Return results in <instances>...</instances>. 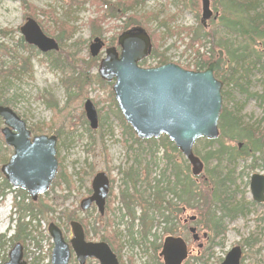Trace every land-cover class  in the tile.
I'll return each instance as SVG.
<instances>
[{"label":"rangeland","instance_id":"obj_1","mask_svg":"<svg viewBox=\"0 0 264 264\" xmlns=\"http://www.w3.org/2000/svg\"><path fill=\"white\" fill-rule=\"evenodd\" d=\"M0 0V70L7 69L20 57H29L31 72L19 74L18 78L10 77L11 83L6 85L8 79H2L0 75V101L8 100L9 106L26 121L28 129L33 134L55 135L56 160H58L57 175L51 186L44 194L39 195L32 201L26 191L14 188L16 199L20 205L28 206L29 211L20 212L11 210L12 196L6 195L0 199V258H6L8 252L15 242H20L24 248L23 258L25 261L32 260L33 256L39 258L38 264H50V253L52 250L51 236L47 232V224L52 222L58 225L63 235L68 239L71 237L70 229L65 219L67 215L79 218L82 223L89 225L90 229L95 227L98 234L89 231V237L98 239L101 234L111 240L112 247L119 251V264H157L161 263L158 253L154 252L153 246L161 242L166 232L162 224H154L151 234L147 240L141 239L138 232L136 220L132 222L125 215L124 205L119 198L120 188L123 186V173L137 170L140 173L141 184L138 190L144 196L149 193L144 184L145 173L150 170L149 179L154 177L171 180L170 169L166 166L163 153L173 157L180 165L188 164L183 154L175 152L170 147L161 145L160 137L155 138V143H135L134 134L129 135L124 131V125L119 118V109L114 101L111 91L112 83L96 80L93 75L97 72L99 60L104 56L102 50L96 56L90 55L88 45L91 42L92 30H90L91 18L101 15V10L93 0ZM115 1V0H108ZM182 1L183 6H181ZM260 1L264 9V0ZM212 3V2H211ZM214 5V6H213ZM200 0L197 7L192 0H144L133 10L142 16V26L153 33L154 45L167 62L180 65L182 68L193 69L195 51L187 47L189 36L184 28L197 27L200 18ZM214 10L223 12V4L220 1L212 3ZM133 12V11H132ZM216 14V13H215ZM26 16H31L39 23L42 31L51 36L59 35V24L64 22L68 28L62 33L58 51H50L48 56L35 50L25 49L17 43L21 35L19 26L24 23ZM98 19V18H97ZM122 19L104 18L100 22L103 33L101 40L105 46L116 44V37L120 33ZM164 22L166 27L160 25ZM216 21L210 22L206 29L215 26ZM215 23V24H214ZM44 29V30H43ZM168 29L177 32L169 33ZM9 46L14 50H5L3 46ZM200 51H207L210 46H198ZM213 54V59L215 58ZM159 57L147 56L142 59L140 65L156 66ZM212 59V60H213ZM79 71L85 72L93 78L89 86L85 87L82 94L78 93L77 86H70L66 78L79 75ZM4 73V72H3ZM1 73V74H3ZM251 91L261 90L262 76L257 71L251 75ZM227 87V93L223 96L222 104L235 106L239 109V117L242 122L264 129V101L260 98H244ZM226 90V89H225ZM89 99L95 105L98 115V123L95 129L89 127L87 117L84 113L83 102ZM3 121L0 119V128ZM140 139V138H139ZM154 139V138H153ZM141 141L144 139H140ZM158 145L159 150L152 152L151 148ZM195 148L202 153V145L195 144ZM9 148L2 139L0 132V167L11 155ZM257 152L253 161L252 157L247 160H238L235 173L241 176L237 179L238 188L236 195H245V200L251 199L248 180L251 174H264V161L260 159ZM147 167V169H146ZM97 171H104L111 179V195L104 214L99 216L96 209L81 212L78 205L79 200L88 196L92 176ZM186 172V171H185ZM188 174L190 171L188 169ZM203 174V173H202ZM197 175V174H195ZM192 176V175H191ZM193 177V176H192ZM204 177L196 176V181ZM3 175L0 174V186ZM24 191V194L19 193ZM136 215L140 210L135 207ZM186 214H196L195 211L187 209ZM23 216V217H21ZM99 216V217H98ZM175 220V233L181 231V223ZM26 223L25 231L18 239L11 241L16 228V223ZM132 225V227H131ZM197 226L201 247H196L191 240L190 233L184 232L182 236L187 240L192 254L184 264H220L230 250V247L241 245L242 255L240 264H264V202L250 206V210L239 217L226 221L224 235L212 238L211 233L202 228L198 222ZM133 232V238L129 236L128 229ZM184 230V229H182ZM206 232L207 238L201 235ZM108 241V240H107ZM157 258V260H156ZM69 264H78L75 256ZM85 264H98L91 259ZM162 264V263H161Z\"/></svg>","mask_w":264,"mask_h":264},{"label":"water","instance_id":"obj_2","mask_svg":"<svg viewBox=\"0 0 264 264\" xmlns=\"http://www.w3.org/2000/svg\"><path fill=\"white\" fill-rule=\"evenodd\" d=\"M209 2L200 0V23L204 26L209 18L217 15L212 12ZM19 32L26 44L33 45L40 52L59 49L58 42L43 32L31 16H26L19 26ZM116 39L118 50L115 46L104 47L105 41L95 36L88 45V51L92 57L104 47L105 54L99 60L97 72L103 81L112 83L115 103L126 124L140 139L166 135L185 156L193 175L201 172L203 164L194 154L193 145L198 138L214 139L219 134L222 82L214 73L222 68V53L219 52V57L200 71L187 70L172 62L145 68L139 62L150 54L152 46L145 27L125 29ZM83 105L89 127L95 129L98 123L95 105L89 99ZM0 117L4 124L0 131L13 152L8 161L1 165L0 173L13 188L25 190L34 201L50 187L57 174L56 136L42 133L30 138L26 121L9 105L0 104ZM108 184L106 173L97 171L91 178L92 193L80 200L81 210H86L94 202L98 212L103 213ZM248 184L252 198L257 203L263 202L264 174H252ZM69 224L72 237L68 242L58 225L52 222L47 224L53 246L50 264H68L71 250L78 264H84L91 257L96 258L99 264H118L116 254L106 242H86L81 224L75 221ZM178 239L166 238L162 254L169 244L168 240L176 242ZM11 248L3 264H27L21 243L15 242ZM182 249H185L184 242ZM241 252L237 245L230 247L220 264H240Z\"/></svg>","mask_w":264,"mask_h":264},{"label":"trees","instance_id":"obj_3","mask_svg":"<svg viewBox=\"0 0 264 264\" xmlns=\"http://www.w3.org/2000/svg\"><path fill=\"white\" fill-rule=\"evenodd\" d=\"M21 1L23 5L30 6L29 4L27 5L26 1ZM143 1L115 0L110 2L108 0H93L100 8L101 15L91 18L89 22L92 35L101 37L103 31L100 29V22L104 18L122 19L120 32L134 26L143 27V17L137 15L133 10L137 5L142 4ZM198 1L192 0V4L197 7ZM218 1L224 5V14L219 16L214 27L210 26L209 29H206L199 22L195 28H184L186 35L189 36L187 47H192L196 55L192 68L198 71L205 69L213 59V54L217 58L218 51L222 50V68L214 73V76L222 82L221 99H223L225 94H228L227 87H230L232 91L240 94L244 100L260 98L261 101H264V9L261 8L258 0H212V3L216 4ZM180 4L183 6L182 1H180ZM160 25L166 27L164 22H161ZM67 28L68 26L61 21L59 24L60 34L55 37L58 42L61 41V35L66 32ZM168 31L169 33H177L170 29ZM0 32L5 33L2 30ZM147 33L149 38H151V44L154 45L153 41L156 40L152 38L153 33L150 30H147ZM17 43L21 44L25 49L35 50L33 45L24 42L22 36L19 37ZM113 43L114 41L110 42L111 46H116ZM194 44L198 46L209 44L210 48L203 52L200 51V47H193ZM3 49L14 50L7 45L3 46ZM151 49L149 56L152 58L159 57L157 65L167 62L162 52L159 53L157 48L154 47H151ZM45 54L48 56V53ZM254 71H257L262 76L261 90L259 92H253L250 89L251 75ZM28 72H31L29 57H19L17 61L7 65V69L0 70V75H3L2 79H8L6 82V85H8L11 83L10 77L18 78L19 74H27ZM93 77L102 81L98 73L93 75ZM93 77L79 71V75H72L66 78V83L70 86H77L78 93L82 94L85 91V87L89 86V83L93 81L91 80ZM0 104L8 106L9 102L4 100L0 101ZM238 111L239 109L225 101L222 104L218 118V136L214 139L203 137L194 142L195 144L196 142L200 143L203 151L202 153H197L200 150L196 149L194 144V154L199 156L203 164L201 172L197 175L191 173L193 177L189 176L187 171L190 165H187L186 162H184V165H180L173 157L164 152L166 166L170 169L172 179L170 180L169 177L166 179L154 177L150 180L148 176L151 168L147 169L146 167V179L143 182L149 193L142 196L143 192L138 190L142 182L139 178L140 173L137 170L132 172V168H129V171H121L123 173V186L120 188L119 198L123 202L125 214L130 217L132 222L134 220L138 221L137 230L142 240H147L148 236L152 235L150 230L156 223H162L163 230L172 234L174 232L173 229H175V218L178 213L182 212V205L194 209L197 215V222L201 224L203 229L208 230L212 238H214L218 237V235H224L227 228L225 225L226 221H231L239 217V215L246 214L250 210V206L255 204L252 200L246 201L243 193L239 198L237 197L236 190L239 186L237 179L241 176L235 173V167L238 160H247L249 157H252V162H254L257 159L255 157L257 152L260 153V159L264 161V129L244 124L238 115ZM118 114L124 125V131L132 135V128L125 123L122 114L120 112ZM133 141L135 143L147 142L149 145H154L155 138L141 141L134 137ZM160 142L161 145L170 147L177 153L179 152L167 136L161 135ZM158 150V145L151 148L152 152H157ZM199 175L204 178L197 182L196 176ZM6 190H11V187L3 179L0 186L1 199L5 196ZM20 192L26 195L24 191ZM14 198L13 205H15L16 212H21L23 215V209L26 212L31 209L26 205H20L16 195ZM135 207L140 210L138 215H136ZM72 219L77 220L76 217L67 215L65 222ZM80 223L82 222L80 221ZM25 225L26 223L21 224L19 222L14 225L16 230L9 237L11 241H15L20 237L19 235L25 231ZM82 225L85 234L89 235L90 230L93 233H98V229L95 227L90 229L85 222ZM128 232L132 239L133 232L130 228ZM0 238L2 239L3 236L1 235ZM1 239L0 241H2ZM101 239L105 240L120 258L119 251L112 247L113 243H111V240L108 237L105 238L103 234H101ZM152 246L154 252L157 253L160 243ZM38 259L33 256V259L28 261V264H38ZM156 263L161 264L159 261H156Z\"/></svg>","mask_w":264,"mask_h":264},{"label":"flooded vegetation","instance_id":"obj_4","mask_svg":"<svg viewBox=\"0 0 264 264\" xmlns=\"http://www.w3.org/2000/svg\"><path fill=\"white\" fill-rule=\"evenodd\" d=\"M212 0H210V8L212 9V12L215 14H217L216 15V17L215 18H213V17H211V18H209L208 20H207V22H206V24H205V26L204 27H208L209 26V24H210V22H213V21H218V19H219V16H222L224 13L222 12V13H219L217 10H214V7H212ZM214 6V5H213ZM224 6V5H223ZM19 29V28H18ZM58 42V41H57ZM115 48L116 49H118L116 46H115ZM50 52V51H49ZM220 52H222V50L220 51ZM147 56H149V54L147 55ZM146 56V57H147ZM216 59V58H215ZM214 59V60H215ZM142 61V60H141ZM140 63V62H139ZM159 65V64H158ZM146 67H150V66H146ZM85 113V112H84ZM0 119H1V117H0ZM2 120V119H1ZM3 121V120H2ZM89 124V123H88ZM3 126H4V124H3ZM2 126V127H3ZM1 127V128H2ZM27 127V126H26ZM1 128H0V130H1ZM27 129H28V127H27ZM30 130V129H29ZM1 132V131H0ZM1 134H2V132H1ZM33 135H41V134H33V132H32V130H30V138L33 136ZM2 139H3V135H2ZM3 141H4V139H3ZM5 142V141H4ZM6 144V143H5ZM7 145V144H6ZM8 146V145H7ZM9 148H11V152H12V146H8ZM13 153V152H12ZM11 153V154H12ZM56 155V154H55ZM11 156V155H10ZM10 156L8 157V159L10 158ZM8 159L6 160V161H4L3 162V164L5 163V162H7L8 161ZM1 168V167H0ZM189 171H190V175L189 176H191V173H192V170H191V167L189 168ZM1 174V173H0ZM3 175V174H2ZM57 175V174H56ZM107 175V174H106ZM94 176V175H93ZM92 176V177H93ZM3 177H4V175H3ZM4 179H5V177H4ZM107 179H109V184H108V194H107V196H106V198H105V204H104V209H103V213H101V212H98V210H97V207H96V204L94 203V202H92L89 206H88V208L86 209V210H84V211H82L81 210V208H80V200H79V205H78V207H79V209H80V211L81 212H87V211H89L90 209H96V211L98 212V214L101 216V215H103L105 212H104V210H105V208H106V206L108 205V200H109V198H110V195H111V185H112V182H113V179H111L110 177H109V175H107ZM6 180V179H5ZM6 182H7V180H6ZM7 184H9L8 182H7ZM10 185V184H9ZM51 186V185H50ZM10 187H11V190H6L5 191V196L6 195H8V194H11V196H12V198H13V196L15 197V191H13L14 190V188L10 185ZM17 189H19V188H17ZM49 189V188H48ZM47 189V190H48ZM46 190V191H47ZM89 191V193H88V195H90L91 193H92V191H91V183H90V190H88ZM45 193V192H44ZM86 197H88V196H86ZM86 197H84V198H86ZM0 199H1V197H0ZM83 199V198H82ZM250 200H252V201H254V203L255 204H258L253 198H252V196H251V199ZM264 202V201H263ZM263 202H261V203H263ZM181 208H182V212H180V213H178L177 214V216H176V218H178L179 220H182V221H180V223H181V226H180V228H182V229H184V230H182L181 229V231H179V232H177V233H175V231H176V229H175V231L171 234V233H166L165 234V236H164V238H162V240H161V242H159L160 243V247H159V249L157 250V253H158V258H160L161 259V263L162 264H178V262H180V264H184L185 263V261L187 260V258H188V256L190 255V254H192V251H191V248L189 247V245H188V242H187V240H185V238L182 236V234L181 233H183L182 231H184V232H189L190 233V237H191V240H193V242H195V244H196V247H201L202 246V243H200V242H198L200 239V235H199V233H198V229H197V226H195L194 225V223H196L197 222V218H196V214H186L185 213V211L187 210V209H191V210H193L194 211V209H192V208H189V207H187L186 205L184 206V205H182L181 206ZM125 211V210H124ZM126 216H128L127 214H125ZM129 217V216H128ZM193 217V218H192ZM176 218H175V220H176ZM70 221H75V222H77V223H79V224H81V226H82V228H83V225H82V223H80V221H79V218H77V220H74V219H72V220H69L68 222H67V224L69 225V229H70V235H71V237H72V234H71V228H70V224H69V222ZM162 224V223H161ZM163 225V224H162ZM194 228L195 230H194V232L190 229V228ZM61 229V228H60ZM61 232H62V230H61ZM83 234H84V239H85V241L86 242H101V241H104V242H106L105 240H103V239H101V235L99 236V238L98 239H94V238H92V237H89V235H87V234H85L84 233V228H83ZM98 234V233H97ZM62 235H63V232H62ZM193 235H195V237L193 236ZM207 234H206V232H203L202 233V235H201V237L202 238H207V236H206ZM64 236V239L66 240V242H68V240L71 238V237H69L68 239L65 237V235H63ZM175 237H179L180 239H178V241H176V242H174V241H170V240H168L169 241V244L167 245V247H166V249H165V252L162 254V252H161V250H162V247H163V244H164V242H165V239L166 238H175ZM184 242V244H185V249H182V243ZM106 244H108L107 242H106ZM109 245V244H108ZM237 246H239V245H237ZM109 247H110V245H109ZM240 248H241V245L239 246ZM110 249L113 251V249L110 247ZM241 250H242V248H241ZM113 253L115 254V252L113 251ZM241 255H242V252H241ZM70 258H69V261H68V264H69V262H70V260L73 258V256H74V254H73V252H72V250H71V254H70ZM116 256H117V254H116ZM184 256V258L182 259V260H180L182 257ZM75 259H76V257H75ZM91 259H94V260H96L97 262H98V264H99V261L96 259V258H93V257H91V258H88V259H86L85 260V262H84V264L85 263H88L89 261H91ZM117 259H118V264H119V258H118V256H117ZM241 259V258H240ZM7 259L6 258H3V259H1L0 258V264H3L5 261H6ZM78 262V261H77Z\"/></svg>","mask_w":264,"mask_h":264},{"label":"bare ground","instance_id":"obj_5","mask_svg":"<svg viewBox=\"0 0 264 264\" xmlns=\"http://www.w3.org/2000/svg\"><path fill=\"white\" fill-rule=\"evenodd\" d=\"M219 52H220V51H218V53H219ZM221 53H222V52H221ZM218 57H219V54H218ZM218 57H217V58H218ZM217 58H216V59H217ZM214 59H215V58H214ZM214 59H213V60H211V61H214ZM216 59H215V60H216Z\"/></svg>","mask_w":264,"mask_h":264}]
</instances>
